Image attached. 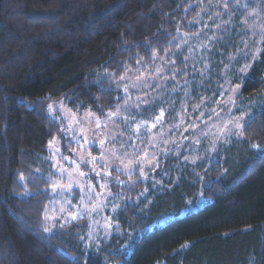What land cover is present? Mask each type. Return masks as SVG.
<instances>
[{"label": "trees", "instance_id": "obj_1", "mask_svg": "<svg viewBox=\"0 0 264 264\" xmlns=\"http://www.w3.org/2000/svg\"><path fill=\"white\" fill-rule=\"evenodd\" d=\"M214 2L0 0V264H264V47L239 94L260 108L239 144L198 168L202 178L185 165L155 191L138 173L111 171L110 186L125 199L120 232L89 248L82 219L45 231L48 145L62 130L48 104L63 98L102 115L124 101L117 81L127 68L174 52L173 66L183 70L179 33L205 31L197 25L202 12L225 16ZM226 8L236 11L234 2ZM60 144L63 154L71 146L65 137ZM199 191L204 204L188 210Z\"/></svg>", "mask_w": 264, "mask_h": 264}, {"label": "rangeland", "instance_id": "obj_2", "mask_svg": "<svg viewBox=\"0 0 264 264\" xmlns=\"http://www.w3.org/2000/svg\"><path fill=\"white\" fill-rule=\"evenodd\" d=\"M230 2L233 13L225 6ZM212 6H220L225 16L216 14L213 19L208 11L202 12L197 25H204L205 31L179 33L180 47L186 49L183 70L173 66L174 52L127 68L117 81L124 101L102 115L91 109L75 110L63 98L48 104L49 115L61 122L62 130L48 145L52 176L45 228L82 219L87 225L83 244L95 247L120 232L116 215L125 199L111 188V171L119 169L125 176L138 173L158 191L166 180L175 181L177 169L185 165L202 178L199 167L224 158L229 146L242 141L243 126L260 108L239 94L241 78L264 47V0H215ZM224 45L234 50H223ZM237 123L242 127L237 128ZM62 137L71 144L64 154ZM250 147L257 152L263 149L258 144ZM168 155L174 157V168L167 171ZM126 179L129 188L133 179ZM69 183L71 188L66 187ZM149 201L145 198L143 206ZM204 202L199 191L188 210ZM129 241L122 253H128Z\"/></svg>", "mask_w": 264, "mask_h": 264}, {"label": "snow or ice", "instance_id": "obj_3", "mask_svg": "<svg viewBox=\"0 0 264 264\" xmlns=\"http://www.w3.org/2000/svg\"><path fill=\"white\" fill-rule=\"evenodd\" d=\"M225 6H227V5H225ZM244 70H246V69H242V71H244ZM239 88V85H237V89ZM52 108V105H49V109H51ZM163 116V112H161V114H160V117H162ZM160 117H157L156 118V120H157V123L160 121ZM241 119H243V118H241ZM97 126H99V121H97ZM153 127H155V124H153L152 125ZM236 127L237 128H240V127H242V125L241 124H239V123H237L236 124ZM138 128H139V126H138ZM85 143H87V140L85 141ZM101 143H103V141H101ZM253 147H258L257 145H253ZM94 160H95V158H93V162H94ZM119 169H117V171H118ZM63 171V170H62ZM80 175H84V173L83 172H81V173H79ZM97 175H99V173H97ZM54 187H56V185H54ZM66 187H68V188H71L72 187V185H71V183H69ZM46 219L48 218L47 216L45 217ZM73 219H76L77 217L76 216H73L72 217ZM45 231H50V229H48V228H45Z\"/></svg>", "mask_w": 264, "mask_h": 264}]
</instances>
